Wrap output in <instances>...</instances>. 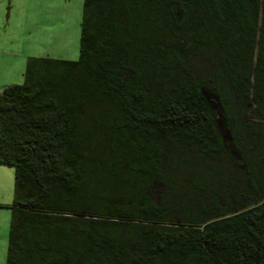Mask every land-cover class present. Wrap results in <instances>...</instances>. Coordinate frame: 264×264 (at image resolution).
I'll use <instances>...</instances> for the list:
<instances>
[{
    "label": "trees",
    "instance_id": "16d2710c",
    "mask_svg": "<svg viewBox=\"0 0 264 264\" xmlns=\"http://www.w3.org/2000/svg\"><path fill=\"white\" fill-rule=\"evenodd\" d=\"M0 163L6 264H264V0H83L78 58L0 91Z\"/></svg>",
    "mask_w": 264,
    "mask_h": 264
},
{
    "label": "rangeland",
    "instance_id": "374dc122",
    "mask_svg": "<svg viewBox=\"0 0 264 264\" xmlns=\"http://www.w3.org/2000/svg\"><path fill=\"white\" fill-rule=\"evenodd\" d=\"M83 0H0V91L20 83L28 57L79 55ZM14 167L0 163V264H6Z\"/></svg>",
    "mask_w": 264,
    "mask_h": 264
},
{
    "label": "water",
    "instance_id": "95a60500",
    "mask_svg": "<svg viewBox=\"0 0 264 264\" xmlns=\"http://www.w3.org/2000/svg\"><path fill=\"white\" fill-rule=\"evenodd\" d=\"M203 93L206 94L205 92H203ZM206 96L209 97V95H206ZM211 97L213 100H215V103L212 105L213 108L219 109L217 112L216 127H217L219 133L221 134V137L223 140L231 141L232 140L231 132H230L229 128L227 127V124H226L224 118L222 117L220 104L218 102V97L216 95H211Z\"/></svg>",
    "mask_w": 264,
    "mask_h": 264
}]
</instances>
